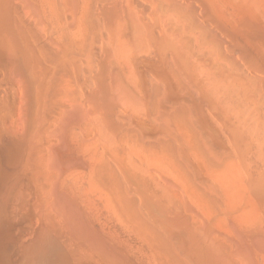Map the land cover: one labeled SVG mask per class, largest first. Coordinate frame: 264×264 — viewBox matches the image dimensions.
<instances>
[{"label":"rangeland","instance_id":"rangeland-1","mask_svg":"<svg viewBox=\"0 0 264 264\" xmlns=\"http://www.w3.org/2000/svg\"><path fill=\"white\" fill-rule=\"evenodd\" d=\"M47 1L58 43L38 0H0V46L37 91L10 202L61 206L110 264L127 247L83 205L120 213L156 264H264V0Z\"/></svg>","mask_w":264,"mask_h":264},{"label":"bare ground","instance_id":"bare-ground-1","mask_svg":"<svg viewBox=\"0 0 264 264\" xmlns=\"http://www.w3.org/2000/svg\"><path fill=\"white\" fill-rule=\"evenodd\" d=\"M38 1L40 18L43 22V32L48 35V37L51 36V39H57L58 43V38H61L60 36L63 32H61L62 30L59 28V22L56 23V25L54 23L55 21H53V8L51 10L47 0V2L45 0ZM54 5L56 6V4ZM55 18L54 20H56ZM6 49L7 48L0 46V264H110L107 259L109 257L105 258L103 255H100V253L97 254V252L90 250L89 247H85V243L82 242L84 244L82 245L81 241L77 239L73 233L69 232V229H65V227H68L65 226V224L72 221V218L69 216L70 213L67 215L68 212L65 214V211H62L63 208L61 206L60 208L59 206L56 207V205L53 206V204L51 205L50 203L44 202V200H42L44 197L41 199L39 198L40 195L35 196L36 198L34 199L33 194L32 197L34 200H30V198H28L30 192L28 191H25L28 193L26 195L28 199H24L26 196L23 195L26 193L23 194V192L21 195L18 193L25 188L23 187L22 189L21 184L23 186L26 184L23 181L24 178L22 179V174L24 170H26L25 168L27 165V148L29 149L27 145L29 142L27 143L26 141V131L29 129L28 127L31 126L29 125L31 123L30 119L36 111L37 91L36 87L34 88L35 78L33 76L35 73H32L33 76L29 74V70H27L22 61L23 59H21L19 55H16L19 51L16 50L17 52L15 54ZM26 176L28 177V175ZM27 185L29 186L28 183ZM18 186H21V189L17 192L20 195L18 197L19 200L16 204L11 203L10 199L15 198L13 194H15L14 192ZM25 190L29 189L25 188ZM33 192L34 190L32 193ZM34 193L37 195V191ZM43 195L41 194V196ZM15 196L17 195L15 194ZM12 200L14 202L16 199ZM103 204L104 203H102V206ZM89 205H83V207L80 205V211L83 213L82 215L85 217V220L89 223L98 224L102 234H104V237H107L110 242L119 245V247H127L126 252L122 249L124 253L123 256L130 261V264L131 262L132 264H156L152 251L144 252L143 250L145 249H142V246H144H141L142 243L140 244L141 248L138 246L139 244L131 245L132 241L130 240L132 238L124 239L125 237L119 232L121 228L119 231L116 229L114 222L118 221L117 216L120 213L116 214V210L113 211L109 206L105 207L107 205L104 206L105 208L102 206L99 207V205L98 207L96 205ZM72 209L73 208L70 210ZM71 215L73 214L71 213ZM131 215H134V213ZM79 218L81 219V217ZM131 218H133V216H131ZM132 221L130 220L129 222L131 223ZM124 231H126V229ZM142 235L144 234L142 233ZM149 237L151 238V236ZM138 242L139 241H136V243ZM113 257L115 258L116 256ZM124 258H122V260Z\"/></svg>","mask_w":264,"mask_h":264}]
</instances>
